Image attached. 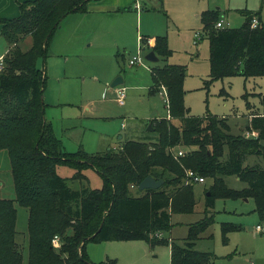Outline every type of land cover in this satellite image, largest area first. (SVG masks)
<instances>
[{"label":"trees","instance_id":"trees-1","mask_svg":"<svg viewBox=\"0 0 264 264\" xmlns=\"http://www.w3.org/2000/svg\"><path fill=\"white\" fill-rule=\"evenodd\" d=\"M91 1L19 2L18 17L0 20V36L9 45L0 70V150L8 152L16 196L0 199V264H94L87 245L110 241L171 246V264H212L214 254L197 251L195 245L215 223L214 216L192 224L182 245L163 234L171 230L174 214L196 210L195 184L186 185L189 170L214 181L205 193L207 212H214L217 198H252L264 221V116L254 115L248 127L258 131L259 138L246 139L233 134L226 117L192 115L185 103L187 67L166 64L152 70L150 94L165 90L169 112V118L152 121L156 140H130L97 154L64 151L46 121L47 75L39 61L46 62L61 23L70 15L88 13ZM242 13L246 21L238 29L216 28L221 20L218 10L202 15V39L210 44L206 89L227 78L264 77V24L253 29L258 14ZM28 38L32 44L24 50ZM146 48L165 61L173 53L166 37L155 38L154 46ZM123 62L124 55L117 54L121 72ZM259 96L264 111V94ZM181 148L186 151L183 157L176 155ZM62 166L72 168L74 175H59ZM89 169L101 176L102 188L85 185ZM149 176L164 184L141 192L138 187ZM229 176L238 177L246 188H229L224 179ZM16 203L29 210L27 261L16 240ZM240 230L223 224V242ZM55 237L59 247L53 243Z\"/></svg>","mask_w":264,"mask_h":264},{"label":"rangeland","instance_id":"rangeland-1","mask_svg":"<svg viewBox=\"0 0 264 264\" xmlns=\"http://www.w3.org/2000/svg\"><path fill=\"white\" fill-rule=\"evenodd\" d=\"M13 2L19 7V1ZM126 2L117 0L105 4L119 3L116 11L93 10L89 6L88 13L74 16L62 24L64 30L59 31L57 37L65 45V53L51 55L46 64L39 61L47 75L44 91V100L49 104L47 117L51 120L52 133L62 143L64 151L76 153L82 148L89 154L103 153L118 145L120 136L134 141L148 136L156 140L157 133L148 129L154 118H165L168 112L162 91L157 96L149 93L153 85L151 70L166 64L187 67L185 103L194 116L226 117L233 134L239 135L248 121L249 112H253V117L263 114L259 95L264 94V77L246 80L237 76L218 80L205 88L204 80H209L210 76V44L208 38L203 37L195 43V34L203 31L202 15L207 11L218 10L224 26L230 29L244 25L243 11L258 14L256 17H260L264 24V0ZM7 5L8 0H0V12ZM137 7L140 10L137 11ZM74 21L76 25L69 27ZM157 37H166L173 53L168 61L160 59L152 63L145 59L151 49H144L146 40L143 42L142 38ZM31 44L32 39L28 38L22 48L27 50ZM5 46L9 47L0 36V57L6 50ZM139 51L143 63L131 66L130 58L138 55ZM118 53L125 55L124 72L117 63ZM119 74L124 80L123 85L111 88ZM123 88L127 98L125 105L121 106L116 93ZM58 173L71 178L74 170L62 166ZM85 175L87 187L102 188L103 179L95 170H86ZM224 179L227 186L235 191L246 188L238 177ZM213 183L212 179H207L206 183L195 186V212L174 214L173 226L163 237L182 245L192 224L214 216L215 223L196 241L197 251L214 254L212 264H264V232L256 230L262 221L255 211V200L217 198L214 212H207L205 193ZM15 198L9 155L6 150H0V199ZM15 206L18 211L16 240L27 261L29 210L17 203ZM223 224L241 228L228 235V243L223 242ZM87 253L94 264H171V246L151 248L141 241L91 242L87 245Z\"/></svg>","mask_w":264,"mask_h":264},{"label":"crops","instance_id":"crops-1","mask_svg":"<svg viewBox=\"0 0 264 264\" xmlns=\"http://www.w3.org/2000/svg\"><path fill=\"white\" fill-rule=\"evenodd\" d=\"M16 1H19V2H25V1H30V0H16ZM109 1H117V0H93V1H91L90 3H89V6H90V8L91 9H93V10H96V9H100L99 11H116L117 9H119V3L118 4H113L112 6H106L105 4H108L107 2H109ZM130 3V2H132V0H127V2L126 3ZM136 10L138 11V10H140L138 7L136 8ZM18 13H20V9H19V7H18V5H15L14 4V2H13V0H8V5H7V7H6V9H4L3 10V12H0V20L1 19H14V18H16V17H18L19 15H18ZM83 14H86V13H83ZM79 15H81V13H76V14H73V15H70V16H68L62 23H61V25L62 24H66V22H68V20H70L71 18H73L74 16H79ZM138 16H139V14H138ZM77 18V17H76ZM75 20H77V19H75ZM260 22L262 23V20H261V18H260ZM76 25V22L74 21V22H72L70 25H69V27H74ZM66 26V25H65ZM1 30H2V25H0V33H1ZM64 30V27H62V26H60L58 29H57V31L55 32V35L53 36V38H52V40H51V43H50V48H49V56H48V58L49 57H51V55L52 56H55V55H58L57 53H65V45L63 44H61V42H62V40H61V38L60 37H57V33L59 32V31H63ZM146 40V44H144L145 46V50L147 49L148 51H149V48H146L147 46L148 47H153L154 46V44H155V39H144V38H142V41H145ZM6 47V46H5ZM58 48H60L61 50H59L58 51ZM52 49H53V51H52ZM8 50H9V47H6V50H5V52H4V54H2V56L1 57H4L5 55H6V53L8 52ZM149 52H151V51H149ZM148 52V53H149ZM119 54V53H118ZM157 56V55H156ZM158 57V56H157ZM47 58V59H48ZM116 58H117V55H116ZM159 58V57H158ZM131 59V58H130ZM159 61H160V58H159ZM124 62H125V55H124ZM44 63V62H43ZM44 64H46V62L44 63ZM135 66V65H134ZM40 67V66H39ZM152 70H153V68H152ZM152 70H151V76H152ZM122 75L121 74H119V75H117V76H115L116 78H118V77H121ZM115 79V78H114ZM186 81V80H185ZM204 82H205V80H204ZM119 87V86H118ZM152 87V86H151ZM184 89H185V83H184ZM150 91H151V88H150V90H149V93H150ZM185 91H186V89H185ZM186 94H187V91H186ZM116 96H117V93H116ZM126 98H127V95H126ZM163 98V97H162ZM164 99V98H163ZM165 100V99H164ZM45 103L47 104V108H46V121L50 124V119L48 118L49 116H48V114H47V110H48V108H49V104L45 101ZM164 103H165V101H164ZM121 106H124V105H121ZM165 106H166V108H167V112H168V107H167V104L165 103ZM187 106V105H186ZM188 107V106H187ZM189 108V107H188ZM190 109V108H189ZM190 112H191V109H190ZM252 113L253 112H249V118H248V121H247V123H246V125L244 126V127H242L240 130H241V132H240V134H244V132L246 131V130H249L248 129V127H250L251 126V120H252V118H253V115H252ZM262 113L264 114V111H262ZM192 114V113H191ZM193 115V114H192ZM48 116V117H47ZM155 116H157V113H155ZM261 116H263V115H261ZM165 118H169V112H168V115H167V117H165ZM155 119H158V120H161V119H164V118H154L152 121H154ZM151 124H152V122H151ZM152 126V125H151ZM153 127V126H152ZM151 132V131H150ZM152 132H154V131H152ZM149 137V136H148ZM148 137H144V138H142V139H146V138H148ZM153 138V137H152ZM126 141H130V140H126V139H124L123 138V136H120L119 137V144L118 145H116V146H114L113 148H119L124 142H126ZM131 141H134V140H131ZM80 149H82V148H80ZM79 149V150H80ZM109 149H111V147L109 148ZM108 149V150H109ZM78 150V151H79ZM69 153V152H68ZM239 179V178H238ZM206 181H207V179H206ZM206 183V182H205ZM204 184V183H203ZM197 184H195V186H196ZM196 198V197H195ZM256 209V208H255ZM261 221V220H260Z\"/></svg>","mask_w":264,"mask_h":264},{"label":"built area","instance_id":"built-area-1","mask_svg":"<svg viewBox=\"0 0 264 264\" xmlns=\"http://www.w3.org/2000/svg\"><path fill=\"white\" fill-rule=\"evenodd\" d=\"M139 8V7H138ZM261 24L260 20L258 18H254L252 20V23H251V27L253 29L259 27ZM216 28L218 29H222V28H225L224 26V21L223 20H220L217 25H216ZM195 38H196V42L197 43V40H200L202 38V32H197L195 34ZM129 63L131 66H134V65H138V64H141L143 63V58L141 56V51H139L138 55L136 56H133L130 60H129ZM3 67V57L0 58V70L2 69ZM162 97L165 99L166 101V104H168V100H167V97H166V92L165 90H163V92L161 93ZM117 101L119 104L121 105H125V101H126V89H120L118 92H117ZM264 116V114H262ZM243 136L246 138V139H258L259 138V132L256 131V130H246L243 134ZM177 156L179 157H183L186 155V151L183 150V149H179L176 153ZM206 182V179L200 175H198L195 171L193 170H189L187 171V176H186V185H194V184H203ZM256 230L261 233V232H264V221H262V223L260 225H258L256 227ZM59 238L58 237H55L54 240H53V243L56 247H58L60 245L59 243Z\"/></svg>","mask_w":264,"mask_h":264},{"label":"water","instance_id":"water-1","mask_svg":"<svg viewBox=\"0 0 264 264\" xmlns=\"http://www.w3.org/2000/svg\"><path fill=\"white\" fill-rule=\"evenodd\" d=\"M145 59L149 62L152 63H157L159 62V58L156 56V53L154 51L149 52ZM124 80L122 77H118L115 79V81L111 84V88H115L118 86L123 85ZM148 131H154V128L152 126H150V128L148 129ZM164 184V180H155L153 177H147L140 185H139V190L142 191H146V190H158L162 187V185ZM209 195V193H208Z\"/></svg>","mask_w":264,"mask_h":264}]
</instances>
